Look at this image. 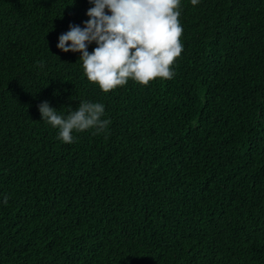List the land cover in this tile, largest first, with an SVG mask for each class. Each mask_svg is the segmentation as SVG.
<instances>
[{
	"label": "trees",
	"instance_id": "trees-1",
	"mask_svg": "<svg viewBox=\"0 0 264 264\" xmlns=\"http://www.w3.org/2000/svg\"><path fill=\"white\" fill-rule=\"evenodd\" d=\"M181 3L174 78L104 93L57 48L88 0H0V264H264V0Z\"/></svg>",
	"mask_w": 264,
	"mask_h": 264
},
{
	"label": "clouds",
	"instance_id": "clouds-1",
	"mask_svg": "<svg viewBox=\"0 0 264 264\" xmlns=\"http://www.w3.org/2000/svg\"><path fill=\"white\" fill-rule=\"evenodd\" d=\"M93 6L89 17L80 25L70 24L58 37L57 48L79 52L83 74L108 93L125 86L129 79L147 86L157 78L172 79L175 61L183 51L181 0H88ZM199 0H191L193 6ZM96 44L90 53L88 46ZM38 66L42 67V63ZM41 119L58 129L57 139L75 142L73 133L94 129V134L107 130L110 119H104L105 106L99 102L79 101L56 110L48 101L38 105ZM7 203V197L4 199Z\"/></svg>",
	"mask_w": 264,
	"mask_h": 264
}]
</instances>
